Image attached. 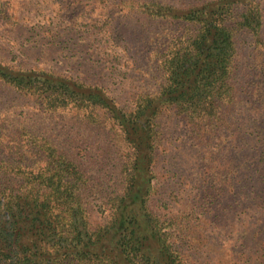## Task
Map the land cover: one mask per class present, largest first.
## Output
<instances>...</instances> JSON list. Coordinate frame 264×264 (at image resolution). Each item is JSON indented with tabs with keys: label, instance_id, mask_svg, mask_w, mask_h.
<instances>
[{
	"label": "trees",
	"instance_id": "1",
	"mask_svg": "<svg viewBox=\"0 0 264 264\" xmlns=\"http://www.w3.org/2000/svg\"><path fill=\"white\" fill-rule=\"evenodd\" d=\"M120 1L166 22L148 38L154 87L130 104L107 85L0 59V82L69 134L0 123V264H264L263 1ZM0 15L18 22L9 0ZM98 129L115 179L95 194L93 223L98 191L78 146L87 155L81 137Z\"/></svg>",
	"mask_w": 264,
	"mask_h": 264
},
{
	"label": "rangeland",
	"instance_id": "2",
	"mask_svg": "<svg viewBox=\"0 0 264 264\" xmlns=\"http://www.w3.org/2000/svg\"><path fill=\"white\" fill-rule=\"evenodd\" d=\"M9 1L16 8L18 22L13 25L11 19H3L0 15V59L26 66H42L56 73L107 85L110 94L115 95L121 104H130L136 89L154 87L147 54L148 47L154 46L148 44V38L162 35L166 22L148 19L137 11L136 3L126 4L119 0ZM160 1L179 7L205 0ZM110 9L111 18L104 22L103 12ZM245 34L239 31L240 50L241 46L244 50L247 47L251 50ZM108 51L110 54H105ZM248 60L253 62L252 57ZM241 65L244 67L242 62ZM242 77H247L244 70ZM38 106L28 96L16 93L0 82V123L17 121V117L27 124L47 128L51 136L68 138L69 134L55 122L61 115L46 114ZM84 137L92 141L87 155L80 145L78 147L79 154L91 169L98 191L90 194L92 201L88 205L89 218L95 223L101 221L102 216L94 196L101 193L102 183L113 184L115 168L99 129L81 138ZM258 172L261 176L263 168L260 167ZM236 180L237 199L241 200L240 174ZM260 208L258 205L256 209L259 211ZM219 244L226 246L225 242ZM205 253L207 250L203 251L204 256ZM235 259L232 263L241 264L240 258Z\"/></svg>",
	"mask_w": 264,
	"mask_h": 264
}]
</instances>
